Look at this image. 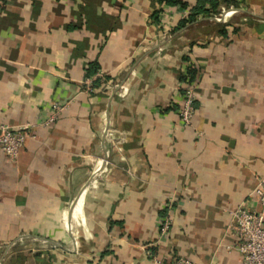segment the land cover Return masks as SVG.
<instances>
[{"label":"crops","instance_id":"obj_1","mask_svg":"<svg viewBox=\"0 0 264 264\" xmlns=\"http://www.w3.org/2000/svg\"><path fill=\"white\" fill-rule=\"evenodd\" d=\"M197 1L0 0V121L33 135L0 150V264H242L225 228L260 209L264 0L181 16Z\"/></svg>","mask_w":264,"mask_h":264},{"label":"built area","instance_id":"obj_2","mask_svg":"<svg viewBox=\"0 0 264 264\" xmlns=\"http://www.w3.org/2000/svg\"><path fill=\"white\" fill-rule=\"evenodd\" d=\"M190 12L188 10L182 12L181 16L186 17ZM102 77L101 72L95 76L85 77L82 81L83 91L92 92L94 89V81ZM118 94L121 95L125 90L120 85ZM181 97L177 113L179 116V125L188 127L191 125V119L194 113L196 86L192 79L185 75L183 85L181 87ZM65 106L58 103L52 104V113L43 122L49 124L58 116L59 112ZM31 125L24 124L19 126H10L0 121V150L10 159H16L20 149L25 141L32 138ZM100 167H96L94 171H98ZM250 196L259 204L260 209L240 203L232 209L228 210L229 221L226 225V234L235 240L233 243L227 244L226 248L230 251H236L241 259L242 264H264V179H260L258 183L250 191ZM171 208V207H170ZM170 210V209H169ZM171 223L169 215H167L160 225V235H164ZM163 264H195L186 257H177Z\"/></svg>","mask_w":264,"mask_h":264},{"label":"trees","instance_id":"obj_3","mask_svg":"<svg viewBox=\"0 0 264 264\" xmlns=\"http://www.w3.org/2000/svg\"><path fill=\"white\" fill-rule=\"evenodd\" d=\"M163 1H165V2H169L170 0H161V2H163ZM207 1H211V0H198L197 1V3H196V5L192 8V11L188 14L189 16L191 15V18H193V17H195L197 14H199L201 11H204L205 12V9H204V4H205V2H207ZM97 67V64L95 63V62H93L92 64H91V66H89V70H88V73L85 75V77H89V76H91L92 74V72L95 70V68ZM187 73H188V77L190 78V79H192V76H191V74H192V70L190 71V70H188L187 71ZM184 79H185V76H184ZM183 79V80H184Z\"/></svg>","mask_w":264,"mask_h":264}]
</instances>
